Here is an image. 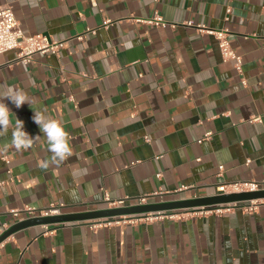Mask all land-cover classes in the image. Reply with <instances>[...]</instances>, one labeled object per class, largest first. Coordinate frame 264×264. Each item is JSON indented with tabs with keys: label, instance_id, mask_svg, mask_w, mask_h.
Wrapping results in <instances>:
<instances>
[{
	"label": "crops",
	"instance_id": "0c3cea01",
	"mask_svg": "<svg viewBox=\"0 0 264 264\" xmlns=\"http://www.w3.org/2000/svg\"><path fill=\"white\" fill-rule=\"evenodd\" d=\"M7 5L26 36L65 43L29 65L15 51L0 55V85L26 89L34 110L60 121L71 155L53 163L33 109L4 101L13 125L40 138L16 151L11 131L0 137V235L34 217L12 214L26 207L74 214L264 182V0H0ZM157 15L163 24L144 22ZM199 26L229 29L242 75ZM247 206L31 226L2 243L0 264H264V201L255 213Z\"/></svg>",
	"mask_w": 264,
	"mask_h": 264
},
{
	"label": "built area",
	"instance_id": "2783aa9c",
	"mask_svg": "<svg viewBox=\"0 0 264 264\" xmlns=\"http://www.w3.org/2000/svg\"><path fill=\"white\" fill-rule=\"evenodd\" d=\"M232 12L230 6L227 7V17L226 21H229V16ZM147 24L159 26L164 23L163 19L160 16H155L151 20L144 21ZM106 25L110 24V21H106ZM188 26H192V23H187ZM199 31L205 32L209 35H212L218 43L221 57L223 62L231 63L238 74H243V61L240 56H238L230 42V31L228 28H223L221 30H209L205 27L199 26ZM79 40H82L83 37H79ZM65 48V43L61 41L53 40L45 35H33L26 36L21 28L20 22L16 19L13 8L9 5L0 8V55L15 51L17 55V60L29 65L33 61V57L37 54L51 56L58 55ZM263 117H257L252 119L251 122H262ZM212 133H207L204 140H210ZM146 142H150L149 138L145 139ZM7 164L10 162L5 159ZM249 162V161H248ZM220 170H223V166L220 167ZM10 172V171H9ZM160 177L161 175H157ZM264 186L263 183L256 182H243L235 183L233 185H223L219 188L221 194H231V193H244V192H253L262 189ZM105 201L111 206H116V203H112L108 195H105ZM142 203H146V200L143 199ZM260 202L249 203L245 208L247 213H255L257 211V206ZM121 204V203H119ZM63 205H52L48 210H39L33 207H26L23 211H12V214L15 217H18L21 214H28L34 217H50L61 215ZM110 224V223H108ZM2 245V244H1ZM0 245V247H1Z\"/></svg>",
	"mask_w": 264,
	"mask_h": 264
},
{
	"label": "water",
	"instance_id": "95a60500",
	"mask_svg": "<svg viewBox=\"0 0 264 264\" xmlns=\"http://www.w3.org/2000/svg\"><path fill=\"white\" fill-rule=\"evenodd\" d=\"M264 201V189L253 192L218 194L207 197L177 199L160 202L136 204L125 207H114L96 211H87L74 214H62L50 217H33L11 226L0 235V245L16 232L31 226H53L70 223L97 224L105 221L110 223L116 220H139L147 217H159L175 212L200 213L212 210H226L240 207L252 202Z\"/></svg>",
	"mask_w": 264,
	"mask_h": 264
},
{
	"label": "clouds",
	"instance_id": "9594fccd",
	"mask_svg": "<svg viewBox=\"0 0 264 264\" xmlns=\"http://www.w3.org/2000/svg\"><path fill=\"white\" fill-rule=\"evenodd\" d=\"M10 101L16 108L28 104L34 111L33 120L39 126L44 138L48 141L49 151L52 153L51 161L59 164L71 155L69 146V134L65 131L62 123L58 120L49 118L43 110H34L30 93L24 88L0 85V137L8 136L11 131V146L16 151H24L33 147L39 135L33 137L24 130L23 121L15 118L13 125L11 112L8 105L4 102ZM7 149L8 145L3 146ZM42 167H48V161H43Z\"/></svg>",
	"mask_w": 264,
	"mask_h": 264
}]
</instances>
